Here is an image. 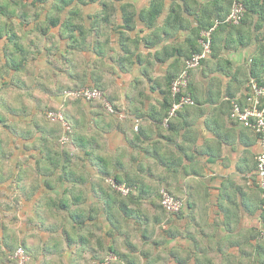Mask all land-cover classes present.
<instances>
[{
	"label": "clouds",
	"instance_id": "1",
	"mask_svg": "<svg viewBox=\"0 0 264 264\" xmlns=\"http://www.w3.org/2000/svg\"><path fill=\"white\" fill-rule=\"evenodd\" d=\"M0 264H264V0H0Z\"/></svg>",
	"mask_w": 264,
	"mask_h": 264
}]
</instances>
